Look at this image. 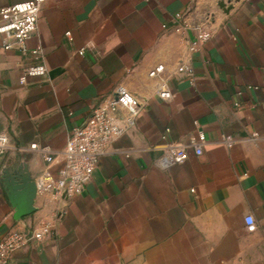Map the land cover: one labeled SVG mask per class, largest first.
Segmentation results:
<instances>
[{"label": "crops", "instance_id": "1", "mask_svg": "<svg viewBox=\"0 0 264 264\" xmlns=\"http://www.w3.org/2000/svg\"><path fill=\"white\" fill-rule=\"evenodd\" d=\"M20 1L0 0V9ZM197 25L213 36L191 53ZM28 48L5 49L0 35V132L13 146L0 160V240L62 216L53 235L15 251L14 264H264V0H46ZM34 49L47 73L23 82ZM181 64L193 66L194 84ZM163 82L171 99L158 93ZM119 85L139 99L135 126L111 141L82 193H37L34 212L18 219L4 171L35 179L47 166L42 152L19 148L62 151ZM127 115L122 107V127ZM198 129L201 155L189 149L184 162L156 166L167 140Z\"/></svg>", "mask_w": 264, "mask_h": 264}, {"label": "built area", "instance_id": "2", "mask_svg": "<svg viewBox=\"0 0 264 264\" xmlns=\"http://www.w3.org/2000/svg\"><path fill=\"white\" fill-rule=\"evenodd\" d=\"M45 1L23 0L0 9V35L3 36L5 49L13 48L16 42L23 54L28 53V41L37 29L39 14ZM177 17L181 18V14H177ZM176 26L179 31L188 27L185 21L177 23ZM193 30L194 37L188 40V50L191 53L198 52L213 36L212 31L204 26H194ZM67 35H70V32H67ZM31 53L36 63L25 69L23 82L27 76H44L47 73V68L42 63L41 49H34ZM163 70L164 66L159 65L150 75L157 76ZM178 72L185 74L190 82L195 83L196 73L192 65L181 64ZM158 93L164 99L172 98V93L164 82L159 86ZM122 107L128 112L126 127L120 124L119 112ZM139 115V99L125 86L119 85L112 97L95 107L82 124L73 127L62 151L54 150L50 146L41 147L37 143L31 144L29 148L20 147L21 151L42 152L47 162V166L35 178L37 193H49L57 200L82 193L91 181L101 157L108 151L111 141L135 126ZM251 137L257 140L262 136L254 132ZM206 141L205 133L199 129L188 140H167L162 145V154L155 164L160 169H169L184 162L188 158L189 149L201 155ZM223 141L232 146L236 140L232 136H225ZM12 149L9 135L0 132V160ZM61 216V211L55 212L41 220H32L18 228L10 229L0 240V264H14L12 256L15 251L53 235ZM246 225L250 231L257 228L252 215L246 216Z\"/></svg>", "mask_w": 264, "mask_h": 264}, {"label": "water", "instance_id": "3", "mask_svg": "<svg viewBox=\"0 0 264 264\" xmlns=\"http://www.w3.org/2000/svg\"><path fill=\"white\" fill-rule=\"evenodd\" d=\"M3 179L10 199L18 205L17 218L32 214L34 212L33 203L37 195V184L31 174L17 167L14 170H5Z\"/></svg>", "mask_w": 264, "mask_h": 264}]
</instances>
